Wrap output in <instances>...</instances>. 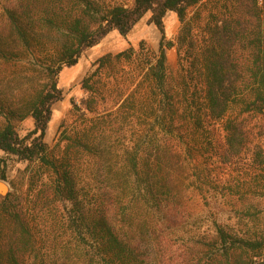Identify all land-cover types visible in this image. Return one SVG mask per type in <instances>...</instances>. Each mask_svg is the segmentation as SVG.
<instances>
[{"label": "trees", "instance_id": "trees-1", "mask_svg": "<svg viewBox=\"0 0 264 264\" xmlns=\"http://www.w3.org/2000/svg\"><path fill=\"white\" fill-rule=\"evenodd\" d=\"M202 2L13 0L2 6L0 63L21 66L0 82V156L18 163L37 162L55 179L41 184L32 199L22 202L8 194L0 200V264H264V232L239 234L222 224L212 231L193 232L189 224L193 130L213 131L224 121L218 157L230 165L238 162L248 141L241 117L264 118L263 9L258 0H222L220 15L211 14L198 46L187 12ZM167 14L181 25L179 56L186 46L179 93L167 72ZM145 15L147 25L160 34L157 52L147 49L151 100L158 105L151 111L160 132H153L139 152L127 147L112 150L102 133L99 140L92 138L88 128L67 139L61 162L48 159L43 140L52 107L63 99L58 82L62 69L77 65L110 33L125 39ZM81 89L86 95L81 107L91 112L95 104L91 78L83 79ZM234 108L237 116L225 120ZM158 112L161 115H155ZM27 117L33 128L20 136L13 121ZM78 156L94 159L97 188L90 183L80 186ZM255 157L264 165L260 154ZM3 164L0 158L2 181ZM57 203L64 210L63 224H41L43 209ZM51 232H60L59 242L57 237L50 240Z\"/></svg>", "mask_w": 264, "mask_h": 264}, {"label": "rangeland", "instance_id": "rangeland-1", "mask_svg": "<svg viewBox=\"0 0 264 264\" xmlns=\"http://www.w3.org/2000/svg\"><path fill=\"white\" fill-rule=\"evenodd\" d=\"M10 1L13 0H0V11ZM104 1L107 4L129 5L132 0ZM221 2L203 0L202 5L187 12L192 38L194 36L198 46L211 14L220 15ZM258 3L264 16V0H258ZM147 19L148 15H145L125 39L114 32L108 34L97 47L86 51L77 65L62 69L58 82L63 99L52 107V118L43 140L48 159L61 162L65 157L67 139H74L88 128H92V138L99 140L102 133L104 143L112 150L127 147L139 152L144 151L153 132H160L161 126L154 123L151 111V107L156 109L158 105L152 103L154 93L147 78V49L157 52L160 34L153 26L147 25ZM164 25L167 72L173 89L179 93L186 46L179 56L177 37L181 25L175 16L167 14ZM141 44H144L143 50ZM123 52L128 53L115 58ZM106 56L110 57L101 63ZM20 66L21 63H0V82L12 76ZM87 77L91 78L95 100L91 112L81 107V101L86 97L81 83ZM237 111L234 108L225 120L236 117ZM159 114L161 112L155 115ZM241 118L245 119L249 135L240 159L234 164H222L218 157L225 135L222 128L224 121L217 123L213 131L209 128L193 130V219L189 223L193 224V232L212 231L216 224L228 226L239 234L264 232V165L255 161L256 154L264 159V118L252 115ZM13 126L22 136L33 128V121L27 117L20 122L13 121ZM0 158L4 161V181L10 188L9 194L18 197L19 201L32 199L41 184L55 179L51 170L40 169L37 162L18 163L4 155ZM78 159L75 168L80 186L90 183L97 188L99 185L93 184L92 175L94 159L82 156ZM47 208L40 215L41 224H63L62 207L57 203ZM51 233L50 240L57 237L59 242L60 232Z\"/></svg>", "mask_w": 264, "mask_h": 264}, {"label": "water", "instance_id": "water-1", "mask_svg": "<svg viewBox=\"0 0 264 264\" xmlns=\"http://www.w3.org/2000/svg\"><path fill=\"white\" fill-rule=\"evenodd\" d=\"M10 193V188L5 181H0V200Z\"/></svg>", "mask_w": 264, "mask_h": 264}]
</instances>
